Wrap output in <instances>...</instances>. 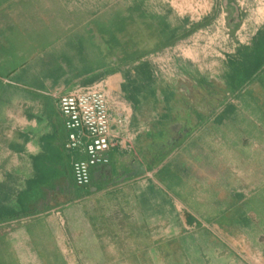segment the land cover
<instances>
[{
	"label": "crops",
	"instance_id": "0c3cea01",
	"mask_svg": "<svg viewBox=\"0 0 264 264\" xmlns=\"http://www.w3.org/2000/svg\"><path fill=\"white\" fill-rule=\"evenodd\" d=\"M110 9L0 0V264H264V0ZM126 20L149 49L111 55ZM93 91L110 145L78 185L59 98Z\"/></svg>",
	"mask_w": 264,
	"mask_h": 264
},
{
	"label": "bare ground",
	"instance_id": "6f19581e",
	"mask_svg": "<svg viewBox=\"0 0 264 264\" xmlns=\"http://www.w3.org/2000/svg\"><path fill=\"white\" fill-rule=\"evenodd\" d=\"M59 106L65 125L71 131L68 146H79L81 135L88 138L86 143L88 160L78 159L74 162L72 169L75 182L78 185H87L90 182V166L102 160V152L110 145L108 137L109 117L104 97L102 93L95 91L81 94H63L59 98Z\"/></svg>",
	"mask_w": 264,
	"mask_h": 264
},
{
	"label": "rangeland",
	"instance_id": "374dc122",
	"mask_svg": "<svg viewBox=\"0 0 264 264\" xmlns=\"http://www.w3.org/2000/svg\"><path fill=\"white\" fill-rule=\"evenodd\" d=\"M123 0H94L95 12H97L92 18L95 21L107 20L108 16L102 15L101 13L105 11V5L110 3L111 11L114 10L118 4H121ZM125 3L128 5L133 3V0H125ZM84 17H78V22ZM110 20L113 22V16L110 15ZM125 30L117 31V26H111V29L114 31H110L109 35H107V39L104 38V45H109V53L111 55H125L126 57L134 56L140 51L148 50L149 48H141L139 45L141 44L140 40H138L143 34H141L139 26H135L133 20H126L121 25ZM138 40V41H137ZM106 46V47H107Z\"/></svg>",
	"mask_w": 264,
	"mask_h": 264
}]
</instances>
